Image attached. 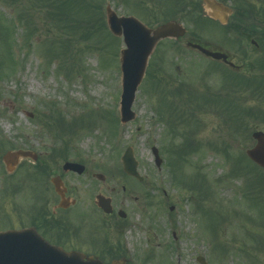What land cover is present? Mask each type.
<instances>
[{"label":"rangeland","instance_id":"rangeland-1","mask_svg":"<svg viewBox=\"0 0 264 264\" xmlns=\"http://www.w3.org/2000/svg\"><path fill=\"white\" fill-rule=\"evenodd\" d=\"M17 1L0 0V18L12 23L9 32L0 35V62L11 52L17 63L0 78V195L21 200L22 211L31 213L36 197L46 195L49 179L55 174L79 198L80 206L101 194L112 199L114 207L130 211L135 224L139 217L148 219V236L140 234L129 240L139 247L149 240L140 249V255L149 256L146 264H198L195 258L202 255L209 264H264V200L255 199L263 204L253 203L258 194L264 195L255 183L264 181V172L252 169L245 157L254 144L251 133L264 131V124L250 117V133H240L234 129L238 119L233 117L235 105L264 111V96L249 95L255 85L264 88L258 79L263 72L250 73L248 83L252 85L234 82L233 87L222 75L230 72L206 58L204 62L186 47L185 39L177 43L166 40L151 55L147 72L152 75L144 76L138 88L132 121L116 124L113 119L120 118L119 52L124 47L121 38L115 42L105 35L109 33L107 4L116 15H132L148 27L175 17L190 38L219 45L235 55L234 44L226 41L230 39L226 30L215 22L193 24L177 14L190 11L183 0H171V6L168 0H82L88 13L80 14L81 27L89 24L91 34L85 39L74 34L73 51L58 59L47 51L45 42L56 30L33 12L30 0ZM251 1L259 15L254 24L264 28V0ZM37 8L45 12L42 5ZM26 12L35 16L32 24ZM177 90L181 92L175 97ZM234 96L239 98L238 104ZM174 109L183 116L176 123L170 118ZM53 111L65 125H72L68 137L59 134V126L51 119L58 117ZM187 141L194 142L195 148L182 151L176 164L177 153L173 152ZM65 144V153L59 155ZM128 147L143 178L142 187L128 178L119 161ZM8 149L32 151L38 160L20 162L9 175L1 161ZM153 149L159 154V167ZM69 161L83 164L88 174L69 177L61 168ZM40 162L46 169L48 165L47 178L35 175V164ZM94 175L103 176L104 182ZM219 213L224 216L221 222L232 223L220 233L213 226ZM242 246L247 251L240 253Z\"/></svg>","mask_w":264,"mask_h":264},{"label":"flooded vegetation","instance_id":"flooded-vegetation-1","mask_svg":"<svg viewBox=\"0 0 264 264\" xmlns=\"http://www.w3.org/2000/svg\"><path fill=\"white\" fill-rule=\"evenodd\" d=\"M245 30H238L239 36L232 30L228 31L239 39V44L234 50L235 55L219 45L201 42L196 38L194 43L206 47L209 51L227 54L226 63L222 61L216 63L228 68L233 74L249 76L250 73L264 67V41L259 35L253 38V31ZM186 41L192 40L186 38ZM69 173L71 176L76 175L73 172ZM86 174L88 171L80 175ZM64 190V196L61 197L56 194L51 184L46 195L36 198L38 201H35V207L28 214L22 211L21 200L0 195V233L33 228L50 245L66 252L78 251L89 256L101 257L104 263L120 259L125 260L126 264L147 263L145 261L149 256H144L143 252L140 255V249L148 246L149 240L146 239L144 247H139L138 244L136 246L133 242L131 245L129 240L133 237L137 239L140 234L148 236V219L139 217V223L135 224L131 212L124 208L125 211L118 209L117 206L111 208L113 210L111 214H106L97 207L93 197L88 199L90 202L86 203L87 205L80 206L79 198L67 188ZM143 207H146V200ZM129 253L135 256L130 257Z\"/></svg>","mask_w":264,"mask_h":264},{"label":"water","instance_id":"water-1","mask_svg":"<svg viewBox=\"0 0 264 264\" xmlns=\"http://www.w3.org/2000/svg\"><path fill=\"white\" fill-rule=\"evenodd\" d=\"M204 11L206 15L218 20L225 25L231 10L223 7L215 0H203ZM107 25L114 36H123L126 50L121 52V69L123 73L122 87V118L121 122L131 121L133 113L130 112L136 89L141 83L145 72V66L149 56L157 42L165 38H179L184 35V29L177 23L171 22L161 25L155 30H147L143 25L133 18H118L109 8L106 10ZM189 47L195 48L201 54L216 60L226 61L227 55L218 52L211 53L196 44H189ZM253 138L257 143L252 150L247 152L250 160H253L258 166L264 168V133H254ZM30 153L17 151L15 153H7L3 160L7 164V170L13 172L19 159L30 157ZM32 159H35L33 157ZM36 160V159H35ZM125 171L130 176H137L136 165L132 160L131 150H127L124 157ZM63 169L73 170L80 174L84 171L83 166L74 163L65 164ZM55 191L63 195V191L59 189L60 183L53 181ZM98 205L105 212L109 210V200L98 198ZM9 239V240H8ZM8 240V242H6ZM0 264H102L99 260L86 257L85 255L73 253H65L62 250L50 246L44 239L35 233L34 230H24L20 233L0 234ZM112 264H123L116 262ZM202 264H206L202 260Z\"/></svg>","mask_w":264,"mask_h":264},{"label":"trees","instance_id":"trees-1","mask_svg":"<svg viewBox=\"0 0 264 264\" xmlns=\"http://www.w3.org/2000/svg\"><path fill=\"white\" fill-rule=\"evenodd\" d=\"M8 1H11L13 3L18 2L17 0ZM238 2L240 4H236L237 7L244 4L243 0H238ZM30 3L33 5L30 7L32 8L33 12L39 16L42 15L44 18H46L48 24L56 30L51 38L45 39V42L49 44L47 51L50 52L51 55L55 54L56 58L64 59V57H67L68 54L73 51L72 43L74 38L71 37L74 36V34L77 33L76 35H79L81 39H85V37L87 38L91 34L90 32L92 28L89 26V24H86L85 27L83 26L84 28L81 27L82 20L79 19V16L80 14L84 16L87 13L86 3H82V0H30ZM40 5H42V7L45 9V12L42 8L41 10H38L37 6L39 7ZM252 7V5H248L247 8L245 6L247 11H253ZM25 15L29 23L32 24L34 20L33 18L35 16H32V13L28 12H26ZM9 30L10 28L8 29V27L5 25V21L0 18V32H9ZM6 40L7 38H4V41ZM14 64V58L11 52H9V56L6 61L0 62V78L7 76V72L11 71ZM174 93L175 97H178V94L180 95V93L178 92ZM184 150L185 149H180L179 152H182ZM245 248H243L244 252Z\"/></svg>","mask_w":264,"mask_h":264}]
</instances>
